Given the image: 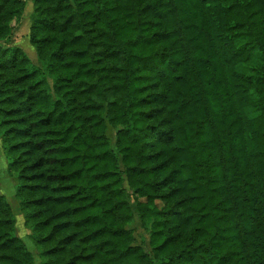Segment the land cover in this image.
<instances>
[{"label": "trees", "instance_id": "16d2710c", "mask_svg": "<svg viewBox=\"0 0 264 264\" xmlns=\"http://www.w3.org/2000/svg\"><path fill=\"white\" fill-rule=\"evenodd\" d=\"M31 1L0 138L40 264H264V0ZM0 264H34L1 195Z\"/></svg>", "mask_w": 264, "mask_h": 264}, {"label": "rangeland", "instance_id": "374dc122", "mask_svg": "<svg viewBox=\"0 0 264 264\" xmlns=\"http://www.w3.org/2000/svg\"><path fill=\"white\" fill-rule=\"evenodd\" d=\"M27 4L21 17L20 23L15 27L12 32V38L8 45H17L21 47L29 56L33 63H38L35 48L30 41V25L31 14L33 12V3L31 0H26ZM252 62L246 64V68L252 69L253 65H258L259 60L254 57ZM252 65V66H251ZM115 129L111 126L107 127L106 135L113 142ZM17 185V178L15 174L8 171L7 159L2 150V141L0 138V195L3 196L10 204L15 216V232L16 235L24 242L26 248L31 252L34 264H40L42 257L39 254V248L35 245L31 230L25 225L23 212L19 201L15 195ZM160 205L159 202H157ZM135 244L140 245L144 250L149 251L148 235L141 228L137 219L131 224Z\"/></svg>", "mask_w": 264, "mask_h": 264}]
</instances>
